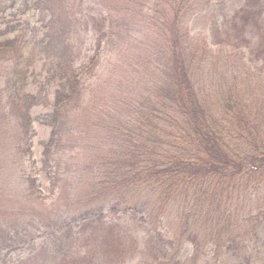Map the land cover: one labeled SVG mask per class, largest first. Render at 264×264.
<instances>
[{
	"label": "trees",
	"instance_id": "obj_1",
	"mask_svg": "<svg viewBox=\"0 0 264 264\" xmlns=\"http://www.w3.org/2000/svg\"><path fill=\"white\" fill-rule=\"evenodd\" d=\"M229 1L0 0V60L5 61L4 67L0 65V98L10 102L5 114L20 126L28 154L34 134L32 109L40 104L44 90L33 89L43 57L48 82L58 85L55 110L45 115V123L53 129L43 142L41 159V169L49 178L50 203L63 202L59 219L49 222L51 231H45L41 240L50 246L47 253L53 254L49 264H80V254H75L90 241L91 231L103 229L101 241L92 248L94 252L99 245L108 248L110 237H120L112 264H123L124 250L143 251L138 264H190L204 242L212 247L210 252L223 250L224 264H253L252 254L261 253L257 241L264 229V121L254 115L264 108L262 96L257 95L264 94V0H237L241 6L231 11L228 25L214 22L219 44L241 51L244 58L247 48L259 63L250 73L255 77L253 85L258 84L252 88L255 93L243 94L253 96V101L248 98L239 106L232 95H227L229 99L215 95L223 98L217 106L194 79L196 68L207 57V45L205 38L202 47L194 45L191 19ZM59 23L63 34H58L60 28L58 33L47 31L51 38L58 34V41L90 31L95 41L92 53L80 61L68 55V47L58 49L60 41L52 51L40 46V27ZM135 32L147 37L144 50L139 54L131 50L120 69H113L116 84L107 92L100 82L94 96L88 93L93 82H86L93 78L91 68L99 56L117 42L126 44ZM158 40L165 49L160 61L164 59L171 69L155 66L146 73L144 65L157 64ZM10 56L13 63H6ZM246 60L240 61L246 65ZM118 74L125 82L120 83ZM165 74L166 83L160 82ZM73 113V119L81 117L79 133L90 151L87 156L78 154L80 159L72 165L71 147L63 145L64 126L57 120L60 114L71 119ZM235 119L237 125L229 123ZM254 135L262 147L249 142ZM245 140L254 144L251 153L243 145ZM23 175L25 189L35 190L29 174ZM126 193L132 197L124 201L121 195ZM107 197H115L112 209L121 216L105 227L93 215L95 202ZM140 197L145 200L139 203ZM167 209L179 214V234L172 235L149 216L152 210L166 213ZM139 217L155 225L146 236L138 228ZM183 241L193 244L187 258ZM86 257L92 258L86 259L87 264H93L95 256Z\"/></svg>",
	"mask_w": 264,
	"mask_h": 264
},
{
	"label": "rangeland",
	"instance_id": "obj_2",
	"mask_svg": "<svg viewBox=\"0 0 264 264\" xmlns=\"http://www.w3.org/2000/svg\"><path fill=\"white\" fill-rule=\"evenodd\" d=\"M241 4L237 0H230L225 5L220 7H210L204 10L200 14H196L192 17L190 28L192 34V41L194 45L199 47L203 46L202 38H205V44L207 45V57L202 60V66L198 65L196 68V73L194 79L197 87L200 89L202 86L203 90L210 96V99L216 102L219 106L223 98L217 99L215 95H219L225 98L229 97L227 95H232L234 102L238 105H242L249 99L252 102L253 96L247 98L243 97L245 92L249 94H254L252 88L256 87L258 84L253 85L255 77L252 78L250 73L253 72V67L258 66L259 63L254 59V54L252 51H248L247 48L244 50L245 57L241 51H236L232 47H226L219 44V39L215 37V32L218 30L214 27V22L220 25L227 21L228 17L234 14L236 8H239ZM228 25V23H226ZM264 24V23H263ZM226 25V26H227ZM42 28H46L45 31ZM60 28V32H59ZM49 32H56L58 34H63L64 28L62 26L49 25L47 27H40V32L38 35V42L40 46H47L49 50L52 51L54 45L58 44V49H64L68 47V55L72 59L82 60L87 54L92 53L94 48V36L89 31H83L80 35H68L60 38L55 36L51 38L47 34ZM258 37L256 34H254ZM226 38V35H221ZM128 37L126 38V40ZM125 40V41H126ZM147 41L145 34H140L135 32V38L130 37L128 42L122 45L117 42L110 50L105 51V54L99 56V62L92 66L91 75L93 78L88 79L86 83L93 86L88 90L94 96L97 92L98 84L101 82L104 85V92H107L113 85L116 84L115 71L113 69H120L119 65L122 64L124 58H127L131 50L133 52H138V54L144 50V43ZM256 42V40H253ZM159 46L156 48L154 54L157 53V64L144 65V70L146 73L151 72L153 67L159 66L166 71L168 69L165 60L160 61V51H165L162 45V40H158ZM193 45V47H194ZM104 47V46H103ZM154 56V55H153ZM152 56V57H153ZM55 55L52 57V59ZM200 57V52L197 56V62ZM244 58V59H243ZM111 59V61H110ZM246 60V65L242 64L240 60ZM50 60H47L48 62ZM243 62V63H244ZM6 63H13V58L10 56ZM43 64V65H42ZM0 65L5 66V61L0 60ZM38 67L36 68V79L37 86H33L36 92H39L41 88L44 90L39 95L40 104L32 109V113L35 116L33 127L34 134L31 138V151L28 154L25 150V142L22 140L23 132L13 118L5 114L7 112V106L10 104L8 100L0 98V264H49V259L53 256L52 252L47 253V248L50 246L47 244H41V240L44 238L43 234L45 231H51V226L49 222L56 221L59 219V214L61 213L63 202H58L56 205L50 203L51 195L49 193V178L46 176L42 167V155L44 150L43 142L48 140L51 136V131L53 126L45 123V115L52 114L55 110V100L58 94V85L52 80H47V73L42 66L45 65V58L43 57L38 62ZM131 72V71H130ZM135 73V70H132ZM126 73V72H125ZM127 74V73H126ZM153 76V74H152ZM151 76V77H152ZM161 76V75H160ZM120 83L125 82L123 74H118ZM106 79L105 81H103ZM166 74L161 76L160 82L166 83ZM251 86H248V84ZM44 85L43 87H41ZM124 91H128L127 89ZM103 92V90H102ZM122 92V91H121ZM203 92V91H202ZM86 93V94H88ZM100 95V94H99ZM262 96L264 100V94H257ZM87 98H90L87 95ZM241 98V99H240ZM240 99V100H239ZM239 100V101H238ZM233 103V102H232ZM72 114L71 119L66 120L60 114L57 124L59 126H64L62 133L60 134L61 141L64 146L70 148L69 154L73 157L70 161L72 165L75 160H79L81 154L85 156L88 155L90 148L86 147V143L82 142V135H80V124L81 117L78 119H73ZM236 117V114L234 115ZM258 120L264 121V108L260 113L254 115ZM18 121V120H17ZM225 121V119H224ZM229 123L237 125L238 121L235 119L231 120ZM254 125L259 123L253 121ZM263 128V127H262ZM236 131V130H234ZM250 143H254L257 147H262L263 143L259 136L254 135L251 137ZM254 144H249L246 140L243 142L244 147L249 150V153L253 151ZM72 152V153H71ZM79 154V155H78ZM259 160L257 159V162ZM259 164V163H258ZM65 166V160L62 161L61 167ZM73 171V168L70 172ZM28 173L31 178L29 184H35V194L29 189H25L27 181L24 179L23 174ZM35 179V180H34ZM256 180L258 178L256 177ZM24 191L26 194H24ZM41 197L37 199V196ZM256 194L253 195V197ZM124 196V201H126L130 193H126ZM251 198V195H248ZM132 197V196H131ZM115 197L107 199L97 200L94 204L95 212L93 218L98 221H104L105 227L109 225L114 219H118L121 213L113 212L112 204ZM145 199L140 197L137 202H142ZM153 204L148 207V210ZM162 204H159V207ZM156 208V207H155ZM264 211V204L262 205ZM158 209V207L156 208ZM177 210V209H176ZM164 213L159 210H152L149 212V216L153 215L158 223L166 227V230L172 235L179 234L180 228L178 227L179 214L174 211ZM160 215V216H159ZM121 216V215H120ZM131 220V219H130ZM138 228L143 233L144 236L148 235V231L154 230V224L149 222H144L141 217L138 218ZM104 230V229H103ZM103 230L98 233L91 231L90 241L79 249L80 254L77 256L80 264H87L86 256L94 255L95 260L93 264H112L113 259L118 255L117 250V240L120 237H110L109 247H103L99 245L96 247L95 252L93 251V246L95 241H101L100 236L103 235ZM102 231V232H101ZM210 233V230L207 232ZM164 234H166L164 232ZM202 242L205 241L203 236L200 237ZM183 246L186 258L191 255V250L193 244L188 241ZM257 247L261 249V253L254 255L253 264H264V229L257 241ZM124 244V243H123ZM147 245L146 240L142 241V246L145 248ZM125 246V244H124ZM126 247V246H125ZM211 246L204 242L201 250L194 257L193 262L190 264H224L225 254L223 250L214 249L211 251ZM137 254V255H135ZM135 255V256H134ZM144 256L143 251H137L135 253H128L124 250L123 256L120 257L123 264H138L142 261ZM66 260V259H65ZM70 261V260H69ZM68 261V262H69ZM232 260L231 262H233ZM66 262V261H65ZM69 264H72L71 262ZM156 264V263H155Z\"/></svg>",
	"mask_w": 264,
	"mask_h": 264
}]
</instances>
